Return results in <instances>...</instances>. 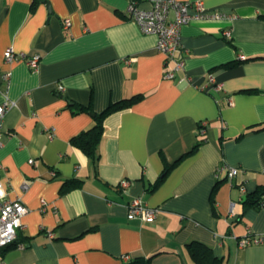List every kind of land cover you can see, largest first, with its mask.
Returning <instances> with one entry per match:
<instances>
[{"label":"crops","instance_id":"1","mask_svg":"<svg viewBox=\"0 0 264 264\" xmlns=\"http://www.w3.org/2000/svg\"><path fill=\"white\" fill-rule=\"evenodd\" d=\"M130 1L0 0V104L7 73L14 104L3 120L0 183L28 209L0 260L202 264L189 248L198 243L217 264H264V244L239 246L264 238V202L244 204L264 185V0H178L225 16L181 28L177 79L189 80L181 85L164 79L172 64L157 36L129 20ZM7 48L38 55L37 69L6 64ZM209 76L223 86L218 95L202 90ZM134 96L142 98L103 120L95 162L70 143L94 114ZM221 167L240 173L228 179ZM133 199L159 209L156 219H129Z\"/></svg>","mask_w":264,"mask_h":264},{"label":"built area","instance_id":"2","mask_svg":"<svg viewBox=\"0 0 264 264\" xmlns=\"http://www.w3.org/2000/svg\"><path fill=\"white\" fill-rule=\"evenodd\" d=\"M146 4L147 7L140 6ZM127 14L130 21L137 25L140 32L145 35L157 36L156 50L162 54L166 63H171L172 68L166 71L164 79L176 81L178 84L188 83V78L177 79V74L184 69L182 58H177L176 54L181 48L180 30L184 25H187L195 20L210 19L223 20L224 15L220 13H208L200 3H192L189 1L178 0H133L130 1L127 7ZM70 27L69 20L63 21V29L67 30ZM224 35L227 38L231 37L230 31H225ZM40 58L38 55H28L25 53L14 52L12 48H7L4 52V62L11 64L21 62L28 69L36 70ZM5 95L4 102L0 104V137L2 132L3 120L6 112L14 104L7 99V91L10 85V74H4ZM223 89L221 84H217L214 79L209 76L208 81L202 90L209 94L218 95ZM58 90H62L59 87ZM226 105L232 106L230 99H227ZM206 123H201L199 126V135L204 136L206 131ZM1 145V142H0ZM30 164L32 161L29 162ZM217 174L225 173L228 179L235 178L240 173L237 168L221 167L217 169ZM128 182H122L120 188L126 189ZM22 191L27 190V186L21 187ZM44 202H42V206ZM129 219H140L143 222H150L156 219L160 210L148 208L140 199H133L127 206ZM28 213L26 206L18 199L11 200L7 197L5 187L0 183V249L10 245L16 239L17 231L23 228L22 219ZM251 244H264L263 237L245 238L240 241L239 246L245 247ZM123 262H128L129 258L124 256ZM0 264H4L0 260Z\"/></svg>","mask_w":264,"mask_h":264},{"label":"trees","instance_id":"3","mask_svg":"<svg viewBox=\"0 0 264 264\" xmlns=\"http://www.w3.org/2000/svg\"><path fill=\"white\" fill-rule=\"evenodd\" d=\"M261 18L264 19V16ZM141 98H142L141 96H134L128 99L121 100L119 102L110 104L102 113L96 115L94 114L93 115L94 125L89 130L84 131L79 135L73 137L70 143L75 147L79 148L84 154H86L92 162H95L97 160L96 148L98 146L99 139L101 137L103 130L102 127L103 120L112 113L130 108L135 103L140 101ZM75 107L79 111H88V109L84 107H78V106ZM196 149L197 146L194 147L192 152L195 151ZM170 169L171 166L170 167L167 166L157 182L161 181V179L164 177V175H166L167 171H169ZM263 202H264V185L258 186L254 192L247 194L244 199V204L248 207L249 206L258 207L261 206ZM189 248L194 259H196L198 263H202V264L218 263L217 259H214L211 256V252L207 247L198 243H192L189 245ZM123 264H150V263H149V259L144 260L139 258L135 260H129L128 262Z\"/></svg>","mask_w":264,"mask_h":264},{"label":"water","instance_id":"4","mask_svg":"<svg viewBox=\"0 0 264 264\" xmlns=\"http://www.w3.org/2000/svg\"><path fill=\"white\" fill-rule=\"evenodd\" d=\"M47 10L49 11V13H51V8L49 4H47Z\"/></svg>","mask_w":264,"mask_h":264}]
</instances>
